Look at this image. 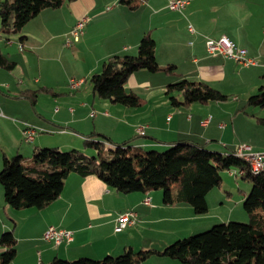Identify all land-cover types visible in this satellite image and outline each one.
<instances>
[{
  "label": "crops",
  "instance_id": "crops-1",
  "mask_svg": "<svg viewBox=\"0 0 264 264\" xmlns=\"http://www.w3.org/2000/svg\"><path fill=\"white\" fill-rule=\"evenodd\" d=\"M171 1L73 0L42 10L21 34L9 36L2 33L0 18V52L15 62L13 70L0 67V170L4 157L19 154L30 162L24 156L28 151L36 153L45 147L82 149L84 140L93 133L115 143L130 141L143 150L190 142L221 153L242 144L264 152V123L259 121L264 117L248 110L260 108L264 116V107L241 102L264 84V0H187L184 10H170ZM83 17L89 20L79 39L74 40L72 30ZM148 32L156 42L158 63L175 65L176 69L165 73V84L156 77L164 72L140 70L129 77L127 90L142 99L140 107L102 106L89 82L91 76L101 71L110 56L137 54L141 38ZM223 36L246 49L256 64L247 67L209 55L207 40ZM69 53L78 63L70 61ZM252 72L263 73V81L249 74ZM183 78L209 83L227 96L237 94L233 96L235 108L228 110L221 102H210L173 110L164 98L155 95L156 87H168ZM72 79L81 81L80 86H71ZM229 96L224 102H230ZM27 126L36 130L30 143L23 137ZM233 190L223 181L209 192L208 214L204 216H209L212 205L220 211L204 224L205 217L196 214L191 205L164 204L160 190L122 194L96 176L70 174L60 197L41 210L8 206L0 185V237L7 231L16 237L12 264L102 259L119 256L128 248L163 250L187 231L196 233L214 223L238 219L247 222L249 216L242 206L247 191L238 189L235 195ZM147 196L151 205L143 203ZM130 211L137 214L136 222L116 231L119 216ZM49 226L72 231L73 240L60 245L44 240ZM4 250L0 244V254ZM141 264L183 263L153 255Z\"/></svg>",
  "mask_w": 264,
  "mask_h": 264
},
{
  "label": "trees",
  "instance_id": "trees-1",
  "mask_svg": "<svg viewBox=\"0 0 264 264\" xmlns=\"http://www.w3.org/2000/svg\"><path fill=\"white\" fill-rule=\"evenodd\" d=\"M71 1L1 0V31L7 36L21 34L42 10L56 9ZM24 38L21 36L22 40ZM155 47L156 42L148 32L141 38L137 54L108 57L101 71L89 80L94 93L113 104L140 107L142 99L127 90L129 77L140 70L173 73L176 69L175 65L158 63ZM0 67L13 70L15 62L0 52ZM167 95L174 107L228 99L209 83L186 78L168 85ZM246 106L264 107V84L246 99ZM259 121L264 123L263 119ZM95 136L100 137L95 139ZM38 152L30 162L19 154L4 157L0 185L8 206L19 210L47 208L60 197L72 173L82 177L96 176L122 194L160 190L164 204H188L198 215L208 212L207 195L221 186L222 173L242 170V175L234 178L251 185L243 201L249 216L247 223L222 222L208 231L176 240L163 250L135 252L128 248L119 256L56 259L51 264H141L153 255L166 256L183 264H264V171L254 172L246 160L235 155V150L221 153L194 143L178 142L165 152L145 151L132 146L130 141L115 143L104 135L93 133L84 140L82 149L49 148ZM90 152L93 154L89 155ZM0 244L5 248L0 254V264H12L17 253L13 231L3 233Z\"/></svg>",
  "mask_w": 264,
  "mask_h": 264
},
{
  "label": "built area",
  "instance_id": "built-area-1",
  "mask_svg": "<svg viewBox=\"0 0 264 264\" xmlns=\"http://www.w3.org/2000/svg\"><path fill=\"white\" fill-rule=\"evenodd\" d=\"M188 5L187 0H172L169 3L170 10H184ZM89 20L88 17L81 18L72 30V36L74 40H78L80 35L83 33L84 26ZM193 31V29H191ZM207 51L211 56H222L226 59L235 60L237 63L243 66H252L256 64L253 57L248 55V51L244 48H240L235 45L229 38L223 36L218 39L207 40ZM71 41H68L67 45H70ZM71 86L79 87L81 81L72 79L70 81ZM94 116V112L91 114ZM210 118L203 121V124H207ZM140 134H143V129H138ZM36 130L27 126L23 130L24 141L30 143L34 140ZM235 154H242L243 157L251 159V168H256L259 172L264 171V152L253 151L251 146L242 144L237 147ZM231 176L242 175V170H231L229 171ZM144 204L151 205V197H146L143 200ZM137 220V214L135 212H126L119 216L116 225V231H121L124 228L133 225ZM43 238L46 241L54 243V245H60L62 243H70L73 240V232L67 229L57 228L55 226H49L43 234Z\"/></svg>",
  "mask_w": 264,
  "mask_h": 264
},
{
  "label": "rangeland",
  "instance_id": "rangeland-1",
  "mask_svg": "<svg viewBox=\"0 0 264 264\" xmlns=\"http://www.w3.org/2000/svg\"><path fill=\"white\" fill-rule=\"evenodd\" d=\"M71 53H73V49H71V50H69ZM69 55H70V53H69ZM69 59H70V61H72V62H75V63H78V61L79 60H77V59H75V57L74 56H69ZM181 64V63H180ZM181 66H182V68H186L187 66H185V65H183V64H181ZM249 74H252V75H254L253 77H259V80L262 82L263 80H262V77H260V76H262V74L263 73H261V74H259L258 75V73L257 72H252V73H249ZM153 75V74H152ZM156 76V75H155ZM156 77H158V79H160V80H162V79H164L163 80V84H165L166 83V80H167V78H166V74L165 73H161V74H157V76ZM173 79H176V78H174L173 77ZM154 81H152V83H153ZM263 83H260L259 85H258V88L256 89V91L260 88V86L262 85ZM159 88V87H158ZM217 90H218V87H217ZM255 91V92H256ZM138 92H140V94H141V92H142V94H144L143 93V91H141V90H138ZM223 92H225V93H227L226 91H223ZM154 93H155V95H157L159 98L160 97H162V98H164V101H167L168 102V104H169V106L173 109V110H176V107H174V106H172V104H171V101H170V98H169V96L167 95V87L166 86H163V87H161V88H159V89H157V87H156V89H154ZM237 94H235V95H231V96H229V99H230V102L228 103V102H221L220 104L221 105H223V107L224 108H229L228 110H232V109H234L235 108V106H236V103H235V101L236 100H234L233 99V96H236ZM240 95L241 94H239L238 93V97H240ZM143 96V95H142ZM247 98V97H246ZM99 99V101L101 102V103H103L102 104V106H104V105H106L107 107H120L121 109H128V108H124L123 106H120V105H115V104H112L111 102H109V101H107V100H103V99H101L100 100V98H98ZM245 101L246 100H244V97H243V99H241V102H243V103H245ZM217 103H219V102H217ZM224 103H226V104H224ZM242 103V104H243ZM101 106V107H102ZM100 108V107H99ZM106 109V108H105ZM95 110L97 111V113H99V110H101V109H98V107L97 108H95ZM133 110V109H132ZM248 110H249V112L251 113V114H253V113H255L256 112V114H257V116H260V117H264L263 116V114H261V111H262V109H260V108H248ZM218 112L219 113H221V110H218ZM249 113V114H250ZM112 114V113H111ZM97 115V114H96ZM262 129H264V126H263V128ZM264 131V130H263ZM247 136L248 135H246V138H247ZM252 139L251 140H254L253 139V137H251ZM263 138V137H262ZM263 140V139H262ZM29 147H32L31 145L29 146ZM73 148H75V147H71V149H73ZM49 149V147L47 148V147H45L44 149H43V151H46V150H48ZM167 149H169V147L168 148H165V149H159V152H165ZM67 150H70V149H67ZM143 150V149H142ZM64 151V150H63ZM145 151H147V150H145ZM39 153V152H38ZM26 155H24V156H26V157H28L29 159H33L34 157H35V153H33L32 151H28L27 153H25ZM93 154V152H90L89 153V155H92ZM222 176H223V181L225 182V183H227L229 186L230 185H232V187L234 188V193H235V195H237V193H238V189L240 190H242L241 192H243V191H247V192H249L250 190H251V185L249 184V183H247V182H245V181H243V180H241L240 178H238L237 180L235 179V178H231L230 176H229V174L227 173V172H224V173H222ZM237 184H239V187L237 186ZM211 205H212V203H211ZM213 206L214 205H212V209L210 210V212H209V216H207V215H203L205 218H204V224L205 223H209V221H211L210 219H211V217L212 216H214L215 215V212H219L220 210H214L215 208H213ZM243 206V205H242ZM211 208V207H210ZM244 208V207H243ZM208 214V213H207ZM213 221V220H212ZM232 221H234V222H242V223H247L246 221H240V219H238V220H232ZM214 222V221H213ZM217 224H221V222L220 223H214L213 225H209V226H207V227H205V230L203 229V231H199V232H196V233H190V231H187L186 233V235H184L185 233H182V235H180L179 236V239H183V238H187V237H189V236H193V235H196V234H199V233H202V232H205V231H208L209 229H211L214 225H217ZM207 228V229H206ZM148 237H152V234H149L148 235ZM178 239V240H179ZM175 241H176V239H174ZM175 241H173V242H175ZM172 242V243H173ZM171 243V244H172ZM150 244H152V243H150ZM139 250H141V249H139V248H137L136 250H135V252H138Z\"/></svg>",
  "mask_w": 264,
  "mask_h": 264
},
{
  "label": "bare ground",
  "instance_id": "bare-ground-1",
  "mask_svg": "<svg viewBox=\"0 0 264 264\" xmlns=\"http://www.w3.org/2000/svg\"><path fill=\"white\" fill-rule=\"evenodd\" d=\"M235 155H237L238 157H240V158L246 160V161L249 163V165L251 166V159H248L247 157H243L242 154H235ZM252 170H253L254 172H259V170H257L256 168H252ZM242 173H243V171H242Z\"/></svg>",
  "mask_w": 264,
  "mask_h": 264
}]
</instances>
